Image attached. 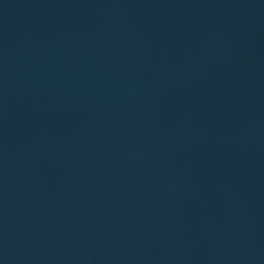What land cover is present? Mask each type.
Here are the masks:
<instances>
[{
    "label": "water",
    "instance_id": "obj_1",
    "mask_svg": "<svg viewBox=\"0 0 264 264\" xmlns=\"http://www.w3.org/2000/svg\"><path fill=\"white\" fill-rule=\"evenodd\" d=\"M0 264H264V0H0Z\"/></svg>",
    "mask_w": 264,
    "mask_h": 264
}]
</instances>
